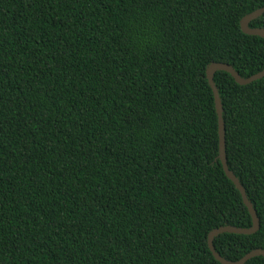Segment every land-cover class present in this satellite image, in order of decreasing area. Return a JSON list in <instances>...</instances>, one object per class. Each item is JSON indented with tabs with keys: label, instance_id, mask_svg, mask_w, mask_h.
Instances as JSON below:
<instances>
[{
	"label": "trees",
	"instance_id": "obj_1",
	"mask_svg": "<svg viewBox=\"0 0 264 264\" xmlns=\"http://www.w3.org/2000/svg\"><path fill=\"white\" fill-rule=\"evenodd\" d=\"M264 0H0V264H220L251 217L205 77L264 69ZM264 29V14L249 24ZM264 250V77L214 74ZM245 264H264L255 257Z\"/></svg>",
	"mask_w": 264,
	"mask_h": 264
},
{
	"label": "water",
	"instance_id": "obj_2",
	"mask_svg": "<svg viewBox=\"0 0 264 264\" xmlns=\"http://www.w3.org/2000/svg\"><path fill=\"white\" fill-rule=\"evenodd\" d=\"M264 14V7L257 9L253 11L252 13L246 15L240 20V30L243 34L249 35V36H257L262 39H264V29L261 28H250L249 24L254 21L255 19L259 18ZM216 72H225L229 74L232 79L237 83L238 85H248L256 80H259L264 77V69L260 71L259 73L252 75L248 78L241 77L232 66L224 63H211L207 66L205 70V77L208 82V85L212 91L213 94V100H214V107L215 112L217 116V132H218V156L217 159L219 160L222 170L227 177L228 180H230L237 191L240 194L241 200L243 205L246 207L250 217L252 225L250 228L243 229V228H237L233 226H223L217 229L212 230L207 237V245L209 248V251L211 252L213 258L219 262L220 264H245L247 261H249L252 258L255 257H263L264 258V250L262 249H256L253 250L246 255H244L241 259L238 261H227L224 258H222L214 249L213 246V240L217 236L229 233V234H236V235H252L256 233L259 229V219L257 217L256 211L253 208V205L249 201L244 188L238 181V179L234 176V174L229 170L227 166V160H226V154H225V127L224 122L222 118V105L221 100L217 91V88L214 84V74Z\"/></svg>",
	"mask_w": 264,
	"mask_h": 264
}]
</instances>
